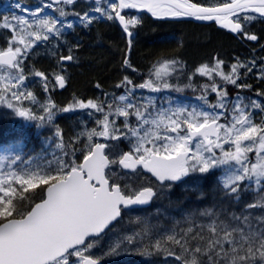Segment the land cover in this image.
Segmentation results:
<instances>
[{"label":"snow or ice","instance_id":"obj_1","mask_svg":"<svg viewBox=\"0 0 264 264\" xmlns=\"http://www.w3.org/2000/svg\"><path fill=\"white\" fill-rule=\"evenodd\" d=\"M74 3L75 0H49V3L34 11L24 9L27 16L5 19L4 28L14 32L19 29L20 38L17 40L14 36L11 43L20 46L0 51V66L19 71L15 76L7 77L9 83L0 88V103H6L7 108L14 109L20 117L53 122L55 105L51 100L42 106L43 116L33 115L28 108L17 107L22 100L35 99L32 92L21 91L26 77L20 66L29 49L37 42L48 41L51 37L59 38L64 34L63 29L73 27L72 22L66 23L68 13L63 8L56 9L59 13L57 18L43 16V9L51 8L53 4ZM105 4L104 8L97 7L95 13L99 18L118 20L129 38L132 36L129 29L137 25L139 20L126 19L120 11L123 9H147L154 17L214 20L251 41H257L258 37L244 31L246 23L254 19L253 14L264 17V0H231L207 7L193 0H105ZM15 7L23 8L19 3ZM75 15L83 27L90 26L96 18L89 12ZM28 17H31V21ZM60 59L73 61L75 57L69 50V55L61 56ZM125 64L128 65L129 62L125 60ZM222 64L223 61L217 60L213 68L204 65L198 71L208 77L218 75L226 84L244 87L237 85V80L239 69L247 68V65L233 64L231 72L225 74L220 71ZM175 65V61L164 62L154 73H150V79L143 84L132 85V81L125 77L117 87H125L129 94L136 89L155 92L169 89L172 85L164 77L175 69ZM252 66H255L254 61ZM247 70L250 72L251 68ZM261 71L264 72V69ZM35 75L44 78L47 90L44 73L36 72ZM261 78L264 79V76ZM55 81L61 88L64 87L65 78L62 75H56ZM130 85L131 88L128 87ZM203 90L217 95V103L211 105L210 111L195 107L191 110L187 107L157 109L151 99L139 106L133 103L123 106L108 104L106 112L103 103L92 100L77 101L62 109L63 112L91 109L102 113L103 119L96 121L100 130L80 133L86 137L87 143L84 146L83 160L79 164L60 159L55 167L49 165L46 170H0V264H69L68 257L73 254L80 258V264H98L97 260L85 255V251L92 247L91 244L82 250L86 238L101 234L110 222L120 216L121 207L147 204L156 195L154 186L130 188L127 182L129 173L140 177L141 172L146 171L163 187L166 183L189 177L190 173L204 174L213 168L227 165L230 174L225 176L222 186L233 197H238L240 186L245 180L255 184L264 182V126L255 124L252 119V112L261 105L251 100L246 104V98L237 93L232 98L230 122L221 124L219 121L225 118V110L228 108L227 91L215 82L211 86L205 85ZM9 96L11 100L7 99ZM127 99L126 95L118 97L120 102ZM200 99L204 100L205 97L202 95ZM130 116L136 118V126L130 125ZM110 117H123V130L117 128L115 119ZM56 137H62L59 129H56ZM94 138H104L106 142H99ZM121 138L129 140L130 149L117 156L114 146L107 141ZM257 141L258 147H254ZM225 144L234 146L235 150L225 151ZM15 147L19 148L20 145L16 144ZM56 147L62 148V143ZM12 148L13 145H8L9 151ZM217 149L221 152L219 157L216 155ZM253 151L256 153V162L249 166L248 154ZM20 159L19 155L15 156V160ZM113 166H117L116 171H113ZM38 185L43 186L42 201L35 203L30 211L21 210L18 205L30 199L28 189ZM233 219L238 218L233 216ZM243 222L247 230L223 221L219 225L213 222L208 226L209 236L204 252L210 254L213 264L216 258H221L224 264H250L257 253L264 260V228L256 230L251 227L247 216L243 217ZM191 233L192 229H188L179 239L171 235L168 240L178 245L182 252L192 255L190 261L185 258V264H200L195 254L201 252V247L187 246ZM127 239L131 243L132 238ZM191 239L205 240V237L198 232ZM156 247H160V242H157ZM118 248L119 245H116L112 252L115 253Z\"/></svg>","mask_w":264,"mask_h":264},{"label":"trees","instance_id":"obj_2","mask_svg":"<svg viewBox=\"0 0 264 264\" xmlns=\"http://www.w3.org/2000/svg\"><path fill=\"white\" fill-rule=\"evenodd\" d=\"M141 26L129 56V60L133 61L132 64L135 63L140 68L147 66L152 60L165 59L175 55L181 56V60L189 61L196 59L194 56L196 52L204 54L202 56H210L218 50L215 47L217 41H227V46L224 49L234 51L233 47L238 42L230 34L214 29L212 26L157 21L150 18L144 19ZM103 27L92 34L91 39L88 40L95 47L90 46L86 50L84 49L82 56L85 59L88 57L86 59L88 64H86L84 72L70 82L69 92V88L64 90L68 94L66 98L68 101L73 100L76 95L85 96L93 91L96 82H99L98 84H101L105 89L114 85L116 92L123 90V86H115L116 82L113 80L121 76L119 69L124 66L123 61L126 59V38L121 36L119 31L110 29L109 26ZM207 30L211 31L208 43L196 42L195 39L204 36ZM103 43L106 46H102ZM189 51H194L193 56ZM122 82L117 83L122 84ZM263 82H250L248 87L255 88L262 85ZM257 95H261L264 99V87H261ZM71 126L73 124L63 123L60 119L57 124L51 122L39 125L37 121L25 122L16 114L15 110L0 103V165L3 161V167L0 166V170L3 172L46 170L49 165L55 167L60 159L72 160L79 164L83 159V153L79 152L78 161L74 160L73 145H76L78 141L73 139V133L77 132L80 127L74 125L71 128ZM56 129L62 132L60 139L56 137ZM61 143L62 148H57L56 145ZM10 144L13 145L11 151L8 150ZM16 144H19L20 147L16 148ZM16 155L20 156L19 161L15 160ZM224 168L225 166H221L203 175L195 187H192L193 189L176 188L169 197L172 206L186 211L195 225L194 228L192 226L190 228L192 233L188 237V245L191 248L198 245L201 247V252L196 253L200 264H213L210 254L204 252L206 239L209 236L208 226L213 222L219 225L223 221L233 227H244L247 230V226L243 222V217L247 216L251 227L256 230L264 228V200H262L264 198L262 195L264 183L262 182L258 188L255 183L253 186V182L245 180L240 186L241 191L238 197H233L218 182V176ZM42 187V185H38L36 188L28 189L27 194L30 199L22 201L18 205L21 210L29 211L36 202L44 197V193L41 191ZM249 205L255 206L249 207ZM233 216L238 219L234 220ZM198 232L204 235L205 240L191 239ZM139 260H141L140 264H157L156 258L149 263L146 260ZM215 264H224V261L221 258H216ZM250 264H264V260L257 253Z\"/></svg>","mask_w":264,"mask_h":264},{"label":"rangeland","instance_id":"obj_3","mask_svg":"<svg viewBox=\"0 0 264 264\" xmlns=\"http://www.w3.org/2000/svg\"><path fill=\"white\" fill-rule=\"evenodd\" d=\"M97 7L100 8L106 7L105 1L104 2L98 1V3L93 1H84L82 3H76L75 5L73 4L63 5L58 8H63L68 13L67 17L73 16L75 14L83 15V13L85 12L92 13L94 17H96L93 21L95 22L96 19L99 18V15L95 13V9ZM51 9L52 8H48V10ZM43 16H45V14ZM131 18H136L139 20L138 16L135 15H131L129 19ZM29 20L31 21V19ZM77 21H79L77 17H74L72 19H66V23L72 22L73 26ZM106 22H107L106 26H109L110 29H115L118 26V22L115 19L107 20ZM139 25L140 23L131 27L130 29L133 30V28ZM18 33H19V29H17L14 32L11 29L4 28L3 25L0 24V51H6L8 47L14 48L15 46H20L19 44L11 43L14 36L17 37V40L20 38ZM210 35H211V31L207 30L204 36H199L195 40L198 43L207 44L210 39ZM226 42L227 41H222V42L217 41L215 47H217L218 50L216 52L214 51L210 56H202L204 54H201L200 52H196L194 54L193 53L194 51H189L190 53H192L191 56H193L194 54V56L196 57L195 60H192L194 62L185 59L181 60L180 59L181 56L179 57L178 55H175L171 57H166L165 59L152 60L151 62L148 63L147 66L141 68L138 67L137 64L133 63L132 67H129L126 70V73L122 75L121 78H119L120 79L119 81H115L116 79L114 80L116 82L115 86H117V84L118 85L121 84L117 82L124 81L125 77H127L129 80L132 81V85H140L143 84L145 81L149 80L150 73H154L155 69L158 68L161 64H163L164 62L175 61L176 62L175 69L173 71H170V74L167 77H164L166 82L172 85V87L169 89H163L159 92L150 91L147 89H136L134 93L129 94L125 87H123L122 91L116 92V87H113L114 85H111L109 88L105 89V87L101 86V84L99 85L98 82L94 84V86L97 88H95L93 91L87 93L85 96L80 97L75 101L68 103L66 101L65 103H62L60 105V108L54 102H52L55 105V109L53 110L54 119L52 123L57 124V121L59 120L57 117H59L60 115L63 118H67L66 120L67 124H73V126L79 125L80 127L79 130H77V132L73 133L74 135L73 139L75 141H78L76 145H73L74 146L73 150L75 152V154H73L75 156L74 160L78 161L79 152H82L84 154V146L87 143L86 137L81 136L80 133L82 131L92 130V129L100 130L98 125L96 124V121L103 119L102 113L96 112L95 110H91V109H75L69 112L61 111L62 109L68 107L69 105L74 104L77 101L87 102L88 100H92L97 103H103L105 112L108 110L107 109L108 104H113L114 106H123L126 103H133L134 105L139 106L146 104L149 99L154 101L155 108L157 109L160 107L163 108L187 107L189 110H191L193 107H195L198 110L203 109L205 111H210L211 105L217 103V95L211 91L205 92L203 90V87L205 85L211 86L212 83L215 82L217 85L222 86V88L227 91L229 98L228 108L225 110L226 116L224 119H221L219 123L223 124L230 122V118L232 115V98H234L237 94L234 95V92L229 93L230 89H227V87H229V85L230 86L233 85L226 83L220 84L219 82L215 81L216 79H218V75L214 74L212 77H208L201 75L200 72L198 71V69L204 65H207L209 68H213L217 60L219 61L225 60L231 63L233 62L234 56L231 55L238 51V47L234 45L235 46L233 47L234 51H229L228 49H224V47L227 46ZM188 47L191 46L188 45ZM30 50L31 48L29 49L27 55L30 54ZM250 56L251 54L247 50L246 57H250ZM87 58L88 57H86V59ZM83 60L85 62L87 61L85 60V58ZM22 62L23 63L20 66V70H22V74L26 77V80L24 82L25 86L21 89V91L25 93L29 91L32 92L35 99L22 100L19 104H17V107L28 108L33 115L43 116L44 113L42 111V106L46 105L50 100V96H48L50 95V93L47 94L44 97V99L39 97V94L37 92L35 93L34 86L36 85V83L35 81L34 83L30 82L31 80H33L31 71H28L26 69L24 60ZM30 64H34L32 59L30 60ZM246 65L247 68H251V69L253 68L252 63H249V61L246 62ZM263 65L264 63L261 64V66ZM247 68H246V72L248 71ZM17 71L19 70H11L0 66V88H2V86L5 83H9V80L6 78L10 76H15ZM220 71H222L225 74H229L226 68H221ZM151 78L154 79V76H152ZM40 83L41 84H39L37 88H40L41 90L42 87L45 88L44 86L45 83H42V81H40ZM128 87L131 88V85ZM261 87H264V82L262 85H258L255 88H251L246 85V95L240 93L239 95L242 98H246L244 100V103L246 104L248 103L249 100H251L261 105L260 108H257L252 112V119L255 124L264 126V99L261 97V95H257V93L261 90ZM121 95L128 96V99L124 102H120L118 100V97ZM202 95L205 97L204 100L200 99ZM80 96L82 95L80 94ZM59 97H60V101L63 102L67 98V96H63V95H60ZM7 99L11 100V97L9 96L7 97ZM11 102L16 104L15 101H11ZM3 104L7 106L6 103ZM217 111H220V109H217ZM22 119L25 121H37L39 125L48 124V122H43L40 120H27L23 117ZM110 119H115L116 127L123 130L124 128L123 117H110ZM129 123L132 126H136L137 123L136 118L134 116H130ZM73 126H71V128H73ZM97 139L99 138H94V140ZM109 144H112L114 146V153L117 156L121 152L129 151L130 149L129 140L126 138H121L120 140H111ZM254 147H258V141ZM224 150L234 151L235 148L234 146L225 144ZM216 155L218 157L221 156V152L219 149L216 150ZM248 157H249V166L251 165V163L256 162L255 151L250 152L248 154ZM0 166L3 167V161ZM228 169L229 166L225 165L223 172L219 175L221 186L225 176L230 174ZM116 170H117V166H113V171ZM195 174L196 176L197 174L199 176L203 175L199 172H195ZM148 176L146 174L141 173L140 177H137L135 174L129 173L127 177V182L129 184V187L139 188L141 186H147L149 181ZM252 184L253 186H255L254 183ZM260 186L261 184H256V187L259 188ZM159 187H160L161 196L157 200L158 208L153 210L146 209L143 210V212H128L126 216H124L123 220L106 234L107 236L106 238L93 241L91 243L92 247L88 248L87 251H85V253L92 252L95 255H97L96 257L105 256L109 258L111 261H116V259L124 258L126 256L131 255L132 253H137L139 255L147 256L152 259L156 258L158 261H160V264H185V258H187L190 261L192 259V255L190 253L182 252L178 245L168 240V237L171 235H175L176 238L179 239L181 236H183L184 233L187 232L188 229L191 228V226L194 228L195 225L192 223V220H190L191 217H189L186 211H184L179 207H173L172 201L170 199L165 200L166 197L165 192L171 189L172 186L164 185L163 187H161L159 185ZM263 191H264V187H263ZM262 195L264 196V193ZM262 200H264V198ZM129 237L132 238L131 243L128 242L127 238ZM157 242H160L159 248L156 247ZM116 245H119V248L115 253H113L112 248L115 247ZM187 246L191 248L189 245ZM195 256L197 259L196 254ZM68 261L69 264H80V258L76 257L74 254L73 256L68 258Z\"/></svg>","mask_w":264,"mask_h":264},{"label":"flooded vegetation","instance_id":"obj_4","mask_svg":"<svg viewBox=\"0 0 264 264\" xmlns=\"http://www.w3.org/2000/svg\"><path fill=\"white\" fill-rule=\"evenodd\" d=\"M84 1H93L96 2V0H79L75 1L73 5L76 3H82ZM104 2V1H103ZM193 2H198L202 6H217V4H222L225 2H231V0H193ZM19 3L23 6L21 9H17L15 5ZM48 2H44L42 0H0V24L5 23V19L11 20L14 16H27V12L24 11V9H27L29 11H34L37 7H40L43 4H47ZM64 4L60 5H53L51 10H48L46 8L43 9L42 15H46L49 18H56L59 16L58 11L56 9L58 7L63 6ZM129 11H125L123 14L126 16V18H130L131 15L138 16L140 25L129 29V31L132 32L131 38L127 35V33L124 32L123 28L118 24V26L115 28V30L119 31V34L121 36H125L126 38V59L129 64H125V60L123 61V67H120V75L119 77L115 78V81H119L126 73V70L129 67H132L133 64L132 60H129V56L131 55L132 48L135 45V38L136 34L142 27L141 24L144 21V19H153L157 21H170V22H180V23H192L196 25H204V26H212L214 29L224 31L225 33L230 34L234 39H236L238 42L236 43V46L241 49L233 53L232 56L233 62H228L225 60L223 61V64L221 68H226L227 71L231 72V67L233 64L241 63L245 64L249 61V63L255 62V66L251 69V71L246 72V68H240L239 69V79L237 80V85L241 84V86L244 87H237L236 85L227 87L229 90V93L237 94H243L246 95V85L250 82H263L264 79L261 77L264 76L263 72L261 71L264 69V65L261 66V64L264 63V17H261L259 14H253L254 19L250 23H246V26L244 28V31L248 33L249 35H256L258 37L257 41H251L248 40L243 34L235 35L232 32L226 30L223 27H220L217 22L213 21H201L195 18L191 17H164V16H156L154 17L151 13H143L142 11H139V9H128ZM250 14L251 11L249 10ZM76 17V15L67 17L66 19H72ZM31 18V17H28ZM107 20L104 18H98L97 21L93 22L92 25L88 27H83L81 25V21H77L75 25L71 29H63L64 34L57 38V37H51L48 41H40L35 44L34 47L31 48L30 54L24 58L25 67L28 71H31L32 78L34 79L36 84L45 83L44 78L37 77L35 75L36 72H42L44 73V77L47 78V90H45L44 87H42V91L46 92L47 94L50 93V95L55 96V98H58L60 95L67 96L68 94L64 92L65 89H68V92L70 91V82L74 79H76L80 73L84 72L86 64L88 62L84 61V57L82 59V54H84V51L87 49V47H95V45L90 44L88 40L91 39L92 34L96 33L97 30H101L104 28L103 26H106ZM257 21V22H254ZM261 33H263V36H261ZM129 39L131 41L133 40V43H129ZM241 45V46H240ZM102 46H106V44H102ZM85 49V50H84ZM69 50H71L72 55L75 57L73 61H61V56H67L69 55ZM246 50L249 51L251 54L250 57H246ZM259 54V55H258ZM35 56V57H33ZM34 62V64H30V60ZM22 60V61H23ZM86 60V59H85ZM23 63V62H22ZM130 65V66H129ZM134 67V66H133ZM56 75H62L65 78V84L64 87L60 88L59 85L55 81ZM113 80V82H115ZM216 82L225 83L221 80V78L218 76V79L215 80ZM248 82V83H246ZM97 83V82H96ZM35 87H38L35 85ZM94 88H97L94 86ZM239 88V89H237ZM253 88V87H251ZM62 93V94H61ZM71 95V92L69 96ZM80 95V94H79ZM45 97V95H44ZM43 97V98H44ZM85 99V98H84ZM134 174V173H133ZM147 175V174H146ZM148 176V175H147ZM149 181L147 186H154V191L156 195L153 198L152 205L148 208V210H153L158 208L157 200L161 196L160 187L158 182L151 176H148ZM136 182V181H135ZM165 185L175 186V184H169L166 183ZM170 192V189L167 190L165 200L169 199L170 194H167ZM164 193V194H165ZM143 208H133L130 210H126V213L129 212H143ZM123 216H126L125 214ZM124 218V217H123ZM122 218V220H123ZM115 224V223H114ZM106 235L101 236L98 239L95 240H89L86 244V247L88 244H91L93 241L104 239L106 238ZM85 255H89L93 258L99 259L103 261L106 264H121V262L125 260L133 261V264H138L139 260V254L132 253L129 256H126L124 258L116 259V261H111L109 258L105 256H98L95 255L92 252H86Z\"/></svg>","mask_w":264,"mask_h":264},{"label":"water","instance_id":"obj_5","mask_svg":"<svg viewBox=\"0 0 264 264\" xmlns=\"http://www.w3.org/2000/svg\"><path fill=\"white\" fill-rule=\"evenodd\" d=\"M118 1V0H117ZM124 10V9H123ZM123 10H120L121 11V14H122V12H123ZM139 10H143V11H147V12H149L147 9H139ZM220 25V24H219ZM221 26V25H220ZM222 27V26H221ZM211 138V137H210ZM102 139H104V138H102ZM186 178V177H185ZM185 178H182V180L183 179H185ZM181 180V181H182ZM177 182H180V181H177ZM41 202V201H40ZM40 202H38V203H40ZM143 205H147V204H143ZM135 206H139V205H131V206H127V207H135ZM99 264V263H98Z\"/></svg>","mask_w":264,"mask_h":264},{"label":"bare ground","instance_id":"obj_6","mask_svg":"<svg viewBox=\"0 0 264 264\" xmlns=\"http://www.w3.org/2000/svg\"><path fill=\"white\" fill-rule=\"evenodd\" d=\"M190 33V32H189ZM241 46V45H240ZM230 50V49H229ZM151 52V51H150ZM232 56V55H231ZM73 136V135H72ZM3 137V136H2ZM178 195V194H177ZM192 203V202H191ZM196 204V203H195ZM162 260V259H161Z\"/></svg>","mask_w":264,"mask_h":264}]
</instances>
